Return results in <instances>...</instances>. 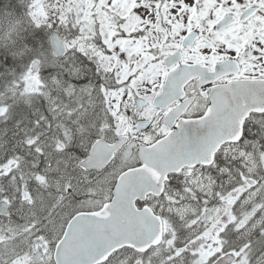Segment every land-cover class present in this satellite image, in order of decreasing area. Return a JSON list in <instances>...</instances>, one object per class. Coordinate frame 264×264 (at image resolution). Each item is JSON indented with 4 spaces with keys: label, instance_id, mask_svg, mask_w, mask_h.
I'll use <instances>...</instances> for the list:
<instances>
[{
    "label": "snow or ice",
    "instance_id": "1",
    "mask_svg": "<svg viewBox=\"0 0 264 264\" xmlns=\"http://www.w3.org/2000/svg\"><path fill=\"white\" fill-rule=\"evenodd\" d=\"M0 264H264V0H0Z\"/></svg>",
    "mask_w": 264,
    "mask_h": 264
}]
</instances>
